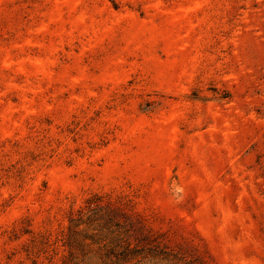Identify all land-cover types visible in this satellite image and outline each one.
<instances>
[{"label": "rangeland", "instance_id": "rangeland-1", "mask_svg": "<svg viewBox=\"0 0 264 264\" xmlns=\"http://www.w3.org/2000/svg\"><path fill=\"white\" fill-rule=\"evenodd\" d=\"M0 264H264V0H0Z\"/></svg>", "mask_w": 264, "mask_h": 264}]
</instances>
